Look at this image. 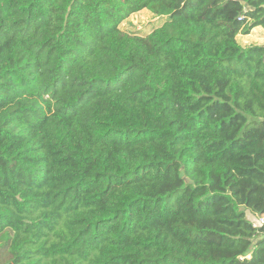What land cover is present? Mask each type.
Wrapping results in <instances>:
<instances>
[{"label": "trees", "instance_id": "1", "mask_svg": "<svg viewBox=\"0 0 264 264\" xmlns=\"http://www.w3.org/2000/svg\"><path fill=\"white\" fill-rule=\"evenodd\" d=\"M256 27L264 0H0V264H264Z\"/></svg>", "mask_w": 264, "mask_h": 264}, {"label": "rangeland", "instance_id": "2", "mask_svg": "<svg viewBox=\"0 0 264 264\" xmlns=\"http://www.w3.org/2000/svg\"><path fill=\"white\" fill-rule=\"evenodd\" d=\"M166 18L142 10L131 14L125 19L120 28L131 33L148 34L155 28L161 26ZM242 45L264 44V28L256 27L250 34H240L237 38Z\"/></svg>", "mask_w": 264, "mask_h": 264}, {"label": "built area", "instance_id": "3", "mask_svg": "<svg viewBox=\"0 0 264 264\" xmlns=\"http://www.w3.org/2000/svg\"><path fill=\"white\" fill-rule=\"evenodd\" d=\"M262 224H264V215L256 214L254 219L252 220V225L254 227H258Z\"/></svg>", "mask_w": 264, "mask_h": 264}, {"label": "water", "instance_id": "4", "mask_svg": "<svg viewBox=\"0 0 264 264\" xmlns=\"http://www.w3.org/2000/svg\"><path fill=\"white\" fill-rule=\"evenodd\" d=\"M183 174V173H182Z\"/></svg>", "mask_w": 264, "mask_h": 264}]
</instances>
